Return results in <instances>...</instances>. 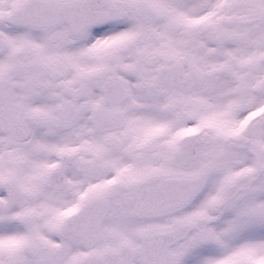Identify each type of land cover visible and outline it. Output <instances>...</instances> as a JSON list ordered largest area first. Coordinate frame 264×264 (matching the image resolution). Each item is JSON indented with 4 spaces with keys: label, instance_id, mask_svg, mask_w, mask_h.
Wrapping results in <instances>:
<instances>
[{
    "label": "snow or ice",
    "instance_id": "snow-or-ice-1",
    "mask_svg": "<svg viewBox=\"0 0 264 264\" xmlns=\"http://www.w3.org/2000/svg\"><path fill=\"white\" fill-rule=\"evenodd\" d=\"M0 264H264V0H0Z\"/></svg>",
    "mask_w": 264,
    "mask_h": 264
}]
</instances>
